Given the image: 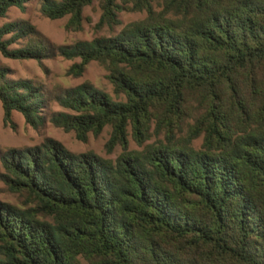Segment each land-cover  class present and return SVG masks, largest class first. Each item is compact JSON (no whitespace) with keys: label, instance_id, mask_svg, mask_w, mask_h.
<instances>
[{"label":"trees","instance_id":"obj_1","mask_svg":"<svg viewBox=\"0 0 264 264\" xmlns=\"http://www.w3.org/2000/svg\"><path fill=\"white\" fill-rule=\"evenodd\" d=\"M29 1L0 0V19ZM95 1L103 24L119 25L122 11L145 17L57 53L80 60L73 76L104 65L122 99L85 82L54 96L74 114L53 121L83 140L110 127L106 148L122 151L110 160L48 141L0 153L6 184L25 196L23 208L0 203V264H264V0H42L40 8L80 30ZM0 54L41 60L53 49L30 24L8 23ZM48 100L0 66L6 120L16 111L38 127ZM128 130L142 150L128 148Z\"/></svg>","mask_w":264,"mask_h":264},{"label":"rangeland","instance_id":"obj_2","mask_svg":"<svg viewBox=\"0 0 264 264\" xmlns=\"http://www.w3.org/2000/svg\"><path fill=\"white\" fill-rule=\"evenodd\" d=\"M42 0H30L25 4V10L11 7L5 18L0 19V26L8 23H28L33 26L41 40L53 49V54L41 60H17L4 57L0 54V66L7 68L8 78L14 81H30L41 86L45 91L48 101L45 103L41 116L43 123L33 127L27 123L24 116L14 111L9 120L5 119V112L0 102V153L8 150H24L39 147L48 141L61 144L65 149L74 154L93 152L105 159L115 160L121 153L119 146L112 151L106 148L111 128L106 127L101 134L94 136L89 133L85 140L79 138L74 131H66L57 125L53 118L58 112L74 114L54 101V96L62 94L65 90L75 88L83 83H90L117 98L113 87L108 80L106 67L97 62L89 63L80 77L69 74L72 65L79 63V59L69 60L57 53V48L72 46L79 42L92 41L95 38H108L118 33L130 22L142 20L144 13L122 11L118 14L121 21L119 25H107L100 22L101 8L98 1L84 8L82 13V26L80 30L68 27V17L50 20L41 13ZM156 9L157 5L154 4ZM21 46L12 45L11 49ZM117 99H122L121 97ZM153 129V128H152ZM162 133L152 134L145 144H154L162 140ZM130 150H142L137 146L128 130ZM201 138L194 140L191 147L198 149ZM5 171L0 167V203L14 207H24L25 196L13 193L4 180Z\"/></svg>","mask_w":264,"mask_h":264}]
</instances>
